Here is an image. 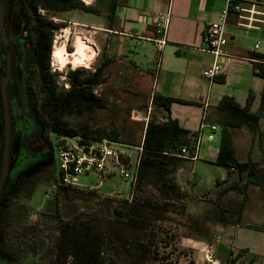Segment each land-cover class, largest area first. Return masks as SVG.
Segmentation results:
<instances>
[{
  "label": "trees",
  "instance_id": "1",
  "mask_svg": "<svg viewBox=\"0 0 264 264\" xmlns=\"http://www.w3.org/2000/svg\"><path fill=\"white\" fill-rule=\"evenodd\" d=\"M29 37L37 58L30 84L35 89L34 109L44 127L46 142L53 144L56 136H80L83 138L119 139V127L91 129L88 125L75 127L67 117L93 113L108 107L95 89L105 81L104 72L110 60H105L93 71L85 68L70 69L66 72L69 88L60 87L57 72L50 70L53 35L61 24L38 13V4L54 10L81 9L96 13L94 6L81 0H29ZM257 73L264 78L260 67ZM155 107L170 108L177 98L154 94ZM185 102V101H183ZM264 109V91L262 93ZM219 108L224 111L221 127L219 151L212 163L223 166L228 174L237 173L238 178L231 182L217 180V191L208 197L215 208V220L220 224L238 225L242 223L248 195L240 185L242 175L248 177L264 189V177L258 170L261 162L249 159L241 161L233 144L232 128L248 126L255 132L260 130L261 112L251 111L250 104L241 107L233 97L222 99ZM263 132L260 135L263 136ZM201 131L190 132L180 126L171 116L161 119L150 116L144 128L143 147L140 155L138 178L133 196L115 197L106 194L78 191L61 186L47 199L35 217L30 216V200L37 185L41 182L49 186L56 180V167L48 170L29 172L25 167L9 205L2 208L0 232L9 240L23 257L34 251L47 264H163L169 254L160 253L161 245H172L179 236L169 234L164 222L169 213L185 214L193 194L180 191L176 172L190 158L180 156L184 146L189 148V157L195 155L197 140ZM263 149V146L261 147ZM231 190L244 194L240 205L228 207L221 199ZM194 237L195 236H185ZM209 239L210 236H204ZM248 248L232 253L229 261L240 259ZM161 255V256H160ZM250 258V263L255 262Z\"/></svg>",
  "mask_w": 264,
  "mask_h": 264
},
{
  "label": "rangeland",
  "instance_id": "2",
  "mask_svg": "<svg viewBox=\"0 0 264 264\" xmlns=\"http://www.w3.org/2000/svg\"><path fill=\"white\" fill-rule=\"evenodd\" d=\"M81 1L87 5L97 6L95 1L92 3H87L85 0ZM40 11L45 14L48 19L61 24L60 28L55 31L53 35V50L50 65L53 71L58 74L57 79L60 84L59 86L69 88L70 84L67 81L66 72L70 69L73 70V68H85L88 71H93L103 57L101 43L103 40L107 39L102 37L101 30L97 28L95 24L96 16L94 13L86 14L87 12L81 9L50 12L41 9ZM66 28L70 29L68 35H66ZM78 37L94 41L95 48L97 49L96 55V49L94 50L95 57L93 56L89 67H74L72 63H68L66 66L61 67L53 57L55 45L61 46L66 44L69 50H73L75 47V40ZM115 38L116 36H113V40ZM106 42L108 43V41ZM23 49L27 55L32 51V48H30L27 42H24ZM127 64L128 66L124 64L123 66L131 70L127 75L128 78L124 76L121 80H115L111 76V79L107 81L108 85H103L101 87L97 86L95 89V92L97 90L98 95L107 102V108L96 110L93 113L86 112L80 116L67 117V120L75 127L88 125L94 130L96 128L112 129L119 127L121 135L117 140L128 145H133L132 148H127L125 146L121 147L132 153L133 157L130 163V167L132 168L135 167L140 160L139 155L142 151L138 147H140L139 144H141L140 142L143 140L144 128L147 121L152 115H156L163 119L165 113L161 111L162 109L155 107L151 101L149 103L148 95L150 94L153 80L151 78L142 80L141 73L135 72V66L129 62ZM139 66L144 69L146 63H140ZM115 67H119V65H111L110 70ZM113 82L123 86L128 84L127 88L133 94L136 87H139L142 83L143 89L139 96H133V94H129L126 90H116V88L113 87ZM139 105H141V107ZM134 106L137 107L135 108ZM258 111L261 112L260 130L258 132L253 131L246 125L241 128H232V130L237 141V146L239 147V149H237L238 158L241 160H248L250 158L261 162V164L258 165V170L264 177V134L263 136L260 135V132L264 133V109H259ZM204 131L200 147V157L198 156L194 161L185 162L176 172L178 185L182 194L187 196L193 194L198 197L189 201L188 209L185 214L171 212L168 215L169 219L164 222L165 229L169 234H174L179 237L168 247L161 245L159 250L161 255L166 256L169 254L170 256L169 259L161 261L163 264H230L229 260L233 258V256H230V250L222 243L225 241V226L215 220V208L213 203L208 201V197L217 191V180L229 183L236 180L238 176L235 172L228 174L225 167L212 163V160L207 158L209 147L213 148L215 152L219 149L221 133L215 134L210 129V126H205ZM15 132V145L12 149V165L10 169V184L12 185H10L6 191L7 195L9 194L8 198L10 195L14 194L16 189L15 185L20 180L22 171L25 167L29 168L30 173L37 171L45 172L49 167L55 165L54 156L57 166L59 139L64 137L52 134L53 144L51 145L46 142L43 124L38 120L37 115H35L31 109L25 112L23 125L21 128L16 129ZM209 133L215 134V140H208L207 137ZM262 146L263 149L261 148ZM116 170L114 174L104 178L99 191L102 194L115 197H126L132 189V178H125L120 173L119 168ZM80 181L87 184L98 183V179L94 176L86 177L85 175H81ZM240 185L248 195L242 222H249L255 230L264 233V189L254 183V181L248 177L247 173L242 175ZM48 191L49 185L47 183L41 182L37 185L30 200V216L35 217L43 204H45ZM243 198V193L231 190L223 196L221 202L228 207L236 208L240 205ZM187 235L195 236L198 240L202 239L206 243H209L207 245L204 244L207 247H210L211 244H219V249L215 252L213 247L207 249L202 246V248H199V246H197L198 243L185 237ZM204 236H210V238L206 239ZM249 241L257 252H252V254L245 253L240 259L233 260L232 264H249L251 257L256 259L253 264H264V257L261 256H264V236L255 238L250 237ZM257 247L260 249V252ZM237 250L239 249L237 248ZM217 258L222 261L216 260ZM42 264H44V262H42Z\"/></svg>",
  "mask_w": 264,
  "mask_h": 264
},
{
  "label": "crops",
  "instance_id": "3",
  "mask_svg": "<svg viewBox=\"0 0 264 264\" xmlns=\"http://www.w3.org/2000/svg\"><path fill=\"white\" fill-rule=\"evenodd\" d=\"M93 1L97 3V6H94L97 9L94 13L95 24L101 30L102 37L107 39L101 43L103 57L98 66L105 60H110L104 72L105 81L98 85L99 87L108 85L107 81L111 76L115 80H121L124 76L128 78L127 75L131 70L125 66H128L129 62L135 66V72L141 73L142 80L145 78L153 80L148 95L149 103L154 94L182 100L173 101L169 109L160 107L165 113L163 119L171 116L177 119L184 129L190 132L201 131V141L205 132L204 128L201 129L203 123L205 126L217 125L218 131L215 134L221 133L224 111L219 106L224 97H233L241 107L250 104L253 112L262 108L264 78L257 73V70L260 67L264 71V24L260 25V29L246 33V29L239 25L243 20L239 17L240 13L230 8L225 46L229 57L223 60L225 71L213 80L203 76V70L214 61L213 54L207 50L205 26L227 9L230 0H87V3ZM231 1L242 5L258 2L262 7L264 6V0ZM159 12L170 13L166 34L167 44L161 49L155 41L157 21L155 15ZM88 13L93 12L86 14ZM113 36H116L114 40ZM258 39L262 40V44L256 49L255 43ZM76 40L88 39L78 37ZM89 41L92 42L95 50L94 41L91 39ZM96 53L97 49L95 55ZM144 62L146 67L142 69L139 64ZM113 64H118L119 67L110 70ZM127 85L113 82L116 90H126L129 94H133ZM142 89L143 83L136 87L133 96H139ZM211 134L213 133H209L208 136ZM232 136L237 155L239 147L233 130ZM218 151L219 149L215 152L209 147L207 158L215 161ZM200 152L201 150L199 157ZM224 228L225 241L222 243L230 250V256H233L232 253H237V248H248L250 254L257 252L249 239L264 236V233L255 230L251 223L243 221L238 225H227ZM187 238L198 243L199 248L213 247L215 252L220 246L211 244L207 247L204 244L209 243L202 239ZM258 250L260 252L259 248ZM216 260L222 261L219 258Z\"/></svg>",
  "mask_w": 264,
  "mask_h": 264
},
{
  "label": "built area",
  "instance_id": "4",
  "mask_svg": "<svg viewBox=\"0 0 264 264\" xmlns=\"http://www.w3.org/2000/svg\"><path fill=\"white\" fill-rule=\"evenodd\" d=\"M230 8L240 13L239 17L243 20L239 25L246 29V33L253 29H260V25L264 24V6L262 7L258 2H250L248 5H242L240 3H234L231 0L227 9L217 19L206 24L205 42L208 46L207 50L214 56V61L203 70V76L210 80L224 73L225 66L223 60L225 57H229L225 46L227 44V16ZM155 17L157 19L155 41L161 49L167 44L166 34L170 22V13L159 12ZM261 44L262 40L258 39L255 43V48L258 49ZM204 127L205 124L203 123L201 129L203 130ZM210 128L214 133L218 131V126L215 124H212ZM214 137V134H211L208 136V139L213 140ZM122 146L127 148L133 147V145H128L119 140L107 137L101 139L83 138L80 136L61 137L59 139L57 166L55 161L56 180L49 186L46 198H50L55 190L61 186L105 196L106 194H102L99 189L104 178L114 174L117 168H119L120 173L125 178H132L133 188L138 178L139 162L135 167L131 168L132 153L129 150L121 148ZM200 146L201 135L197 140L194 156L189 157V148L187 146L181 149L179 155L194 161L199 156ZM138 148L141 151L143 150L142 146ZM81 175H85L86 177L94 176L98 179V183H83L80 181ZM132 196L133 189H131L128 197L131 199Z\"/></svg>",
  "mask_w": 264,
  "mask_h": 264
},
{
  "label": "flooded vegetation",
  "instance_id": "5",
  "mask_svg": "<svg viewBox=\"0 0 264 264\" xmlns=\"http://www.w3.org/2000/svg\"><path fill=\"white\" fill-rule=\"evenodd\" d=\"M26 1L29 0H0V180L6 142L7 108L10 120L9 170L0 188V210L9 205V194L7 195L6 191L12 185L10 184V169L12 165V149L15 145V130L22 127L25 112L28 109H31L36 115L34 109L35 89L30 84V77L35 70L37 58L28 31V15L31 11V5ZM41 9L48 12L70 11L54 10L38 4V13L44 17L46 16L40 11ZM24 42H27L32 48L31 53L28 55L25 54L23 49ZM50 70L55 72L51 65ZM4 83L7 92V107L4 98ZM53 159L55 164V156ZM16 187L17 185H15ZM8 237L4 236L3 232H0V264H42V262L47 264V260L40 258V255L34 251L28 253L26 257L19 255L18 249L14 248Z\"/></svg>",
  "mask_w": 264,
  "mask_h": 264
},
{
  "label": "bare ground",
  "instance_id": "6",
  "mask_svg": "<svg viewBox=\"0 0 264 264\" xmlns=\"http://www.w3.org/2000/svg\"><path fill=\"white\" fill-rule=\"evenodd\" d=\"M85 1L87 2V0ZM69 32L70 29L66 28V35H68ZM74 46L75 47L73 50H69L66 44H63L61 46L55 45L53 52L55 61H57L61 65V67L66 66L68 63H72L74 67H89L94 56L92 42L89 40H76Z\"/></svg>",
  "mask_w": 264,
  "mask_h": 264
},
{
  "label": "water",
  "instance_id": "7",
  "mask_svg": "<svg viewBox=\"0 0 264 264\" xmlns=\"http://www.w3.org/2000/svg\"><path fill=\"white\" fill-rule=\"evenodd\" d=\"M0 25H1V17H0ZM4 98H5V104L7 107V92L5 88L4 83ZM10 120H9V112L8 108L6 110V142H5V148H4V159H3V169L1 174V180H0V188L3 185L9 170V157H10Z\"/></svg>",
  "mask_w": 264,
  "mask_h": 264
}]
</instances>
